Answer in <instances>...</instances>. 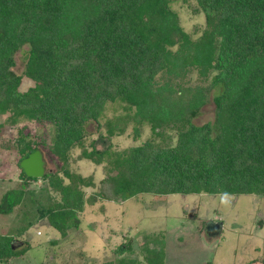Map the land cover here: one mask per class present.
I'll return each mask as SVG.
<instances>
[{
	"label": "trees",
	"instance_id": "obj_1",
	"mask_svg": "<svg viewBox=\"0 0 264 264\" xmlns=\"http://www.w3.org/2000/svg\"><path fill=\"white\" fill-rule=\"evenodd\" d=\"M172 1L0 0V130L10 125L16 131L0 146L14 152L24 183L37 180L19 168L34 150L45 146L58 161L62 177L44 172L40 178L58 200L38 203L35 220H45L62 238L78 228L83 205L97 200L264 197V0H195L205 22L195 39L181 28ZM23 47L16 74L14 54ZM191 72L196 84L188 79ZM22 77L33 82L23 92ZM209 101L212 121L194 124ZM108 103L123 105L124 113L104 119L107 136L133 123L135 138L142 124L151 138L118 151L109 144L98 150L93 142L85 147L88 126L102 127ZM21 122L45 125L48 142L29 139ZM74 148L80 159L105 170L98 191L87 198L82 188L94 187L91 177L67 168ZM23 182L0 196V216L24 201ZM32 224L27 221V229ZM156 235L146 236L141 247L146 264H164V239L155 242ZM11 241L0 234V261L26 252L14 250ZM112 253L102 264H137L131 241Z\"/></svg>",
	"mask_w": 264,
	"mask_h": 264
},
{
	"label": "rangeland",
	"instance_id": "obj_2",
	"mask_svg": "<svg viewBox=\"0 0 264 264\" xmlns=\"http://www.w3.org/2000/svg\"><path fill=\"white\" fill-rule=\"evenodd\" d=\"M170 8L177 14L181 28L195 39L204 28V15L197 11L195 0H174ZM14 54L13 72L21 74L22 56L27 47ZM197 74L191 72L188 79L196 84ZM33 82L22 77L19 90L26 91ZM121 104L108 103L99 130L95 124L88 126L84 146L96 149L108 144L114 151L137 146L151 138L150 129L142 124L139 135L134 137V124L130 123L124 133L109 137L103 127L104 119L124 113ZM213 119V104L209 101L193 119L201 125ZM4 116H0V121ZM29 139H44L50 135L45 125L21 122ZM15 127L5 125L0 130V144L12 141ZM18 129V128H17ZM16 129V130H17ZM48 131V132H47ZM168 134V133H167ZM158 141V139H155ZM175 139H172L174 143ZM45 172H57L59 163L45 146L42 148ZM80 149L69 152L68 171L81 177H91L94 187H83L84 198L98 191L99 181L104 177L103 165L96 166L89 160L79 158ZM14 152L0 146V196L8 189L23 182L15 168ZM8 161V162H7ZM64 182H67L64 179ZM25 199L12 212L0 216V234L11 236L14 250L27 249L19 257L1 260L0 264H102L113 259V249L131 241L132 257L137 264H146L141 249L145 237L154 234L155 242L164 239V264H264V197L242 195H166L141 194L123 203L97 200L93 205H83L77 218L78 228L69 230L62 238L59 232L45 220H35V207L58 200L57 195L46 186V181L23 182ZM31 195V196H30ZM33 197L32 202L30 198ZM33 223L28 229L26 223ZM220 223L217 236H208L207 223ZM26 230V231H25ZM162 238V239H161Z\"/></svg>",
	"mask_w": 264,
	"mask_h": 264
},
{
	"label": "water",
	"instance_id": "obj_3",
	"mask_svg": "<svg viewBox=\"0 0 264 264\" xmlns=\"http://www.w3.org/2000/svg\"><path fill=\"white\" fill-rule=\"evenodd\" d=\"M19 168L22 170L23 174L28 178H42L45 172V163L42 152L39 149H36L32 153L28 154L27 157L23 158L19 162ZM220 228V223H207L205 227V232L208 236H217L221 231ZM12 244L13 241H11V245Z\"/></svg>",
	"mask_w": 264,
	"mask_h": 264
}]
</instances>
